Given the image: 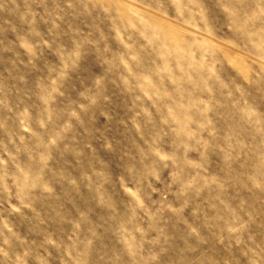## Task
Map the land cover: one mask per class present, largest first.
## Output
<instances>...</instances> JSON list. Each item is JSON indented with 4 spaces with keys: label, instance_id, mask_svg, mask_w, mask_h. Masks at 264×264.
I'll return each mask as SVG.
<instances>
[{
    "label": "rangeland",
    "instance_id": "rangeland-1",
    "mask_svg": "<svg viewBox=\"0 0 264 264\" xmlns=\"http://www.w3.org/2000/svg\"><path fill=\"white\" fill-rule=\"evenodd\" d=\"M0 264H264V0H0Z\"/></svg>",
    "mask_w": 264,
    "mask_h": 264
}]
</instances>
